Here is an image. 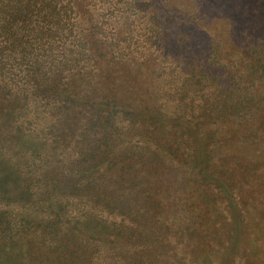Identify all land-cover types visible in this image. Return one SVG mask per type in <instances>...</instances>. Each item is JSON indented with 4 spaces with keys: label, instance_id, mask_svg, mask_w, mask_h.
Instances as JSON below:
<instances>
[{
    "label": "rangeland",
    "instance_id": "obj_1",
    "mask_svg": "<svg viewBox=\"0 0 264 264\" xmlns=\"http://www.w3.org/2000/svg\"><path fill=\"white\" fill-rule=\"evenodd\" d=\"M98 8L124 55L0 114V264H264V0Z\"/></svg>",
    "mask_w": 264,
    "mask_h": 264
},
{
    "label": "trees",
    "instance_id": "obj_2",
    "mask_svg": "<svg viewBox=\"0 0 264 264\" xmlns=\"http://www.w3.org/2000/svg\"><path fill=\"white\" fill-rule=\"evenodd\" d=\"M109 1L0 0V114L31 96L59 97L70 77L96 67L103 52L124 55L123 39L102 34L108 22L99 20L98 7Z\"/></svg>",
    "mask_w": 264,
    "mask_h": 264
}]
</instances>
